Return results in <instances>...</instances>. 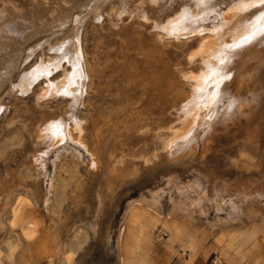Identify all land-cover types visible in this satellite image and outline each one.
I'll return each instance as SVG.
<instances>
[{
    "label": "rangeland",
    "instance_id": "374dc122",
    "mask_svg": "<svg viewBox=\"0 0 264 264\" xmlns=\"http://www.w3.org/2000/svg\"><path fill=\"white\" fill-rule=\"evenodd\" d=\"M160 5L108 1L84 20L79 105L61 48L73 25L0 90V264H264V90L245 78L242 107L197 118L193 76L211 66L200 35L159 32ZM55 120L72 139L44 135Z\"/></svg>",
    "mask_w": 264,
    "mask_h": 264
},
{
    "label": "bare ground",
    "instance_id": "6f19581e",
    "mask_svg": "<svg viewBox=\"0 0 264 264\" xmlns=\"http://www.w3.org/2000/svg\"><path fill=\"white\" fill-rule=\"evenodd\" d=\"M108 1L124 0H66L64 4L68 7L55 3L56 8L52 11L53 4L48 5L42 0H27L26 11H22L25 5L20 9L14 5L15 2L12 5L9 4L10 0H0V48H5L0 58V90L20 66L28 63L38 50H42L43 45L73 25L76 29L61 44V48L66 53L65 60L73 68L69 80L71 85H78L74 100L79 105L86 77L80 62L79 30L90 14L98 19L101 6ZM156 1L161 3L156 15L159 32L167 36H201L195 53L204 56L207 68L211 67L203 82L201 77L193 76L198 87L204 85L202 101L198 104V101H189L194 106L193 113L198 111L197 118L207 108L213 106L215 109L219 100L226 102L227 111L242 107L247 99L240 91L251 87L249 82L247 86L242 83L245 78L253 79L255 86L264 90V35H261L264 33V20L259 17V13L264 11V5L259 0H150ZM217 8H220L221 14L216 12ZM204 35L208 37L202 38ZM9 49L13 50V55L8 54ZM58 62L49 58L43 65L41 59L32 71V80L36 81L42 75L48 76L59 67ZM215 111L212 115L216 117ZM74 116L69 115L68 121L73 120ZM188 123L187 132L191 133L199 121L191 119ZM74 124L78 129V123L75 121ZM193 134H188L186 139L188 137L192 140L195 137ZM44 135L53 140L72 139L67 122L63 120L48 124Z\"/></svg>",
    "mask_w": 264,
    "mask_h": 264
},
{
    "label": "snow or ice",
    "instance_id": "6c2138e0",
    "mask_svg": "<svg viewBox=\"0 0 264 264\" xmlns=\"http://www.w3.org/2000/svg\"><path fill=\"white\" fill-rule=\"evenodd\" d=\"M259 3L262 4V5H264V0H259ZM259 17H260V19L264 20V11H262V12L259 13ZM261 35H264V33H261Z\"/></svg>",
    "mask_w": 264,
    "mask_h": 264
}]
</instances>
